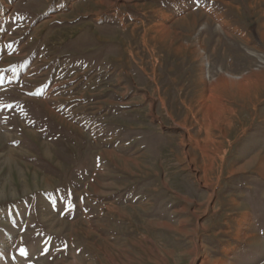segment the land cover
<instances>
[{"label": "rangeland", "instance_id": "374dc122", "mask_svg": "<svg viewBox=\"0 0 264 264\" xmlns=\"http://www.w3.org/2000/svg\"><path fill=\"white\" fill-rule=\"evenodd\" d=\"M0 264H264V0H0Z\"/></svg>", "mask_w": 264, "mask_h": 264}]
</instances>
